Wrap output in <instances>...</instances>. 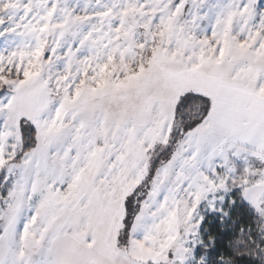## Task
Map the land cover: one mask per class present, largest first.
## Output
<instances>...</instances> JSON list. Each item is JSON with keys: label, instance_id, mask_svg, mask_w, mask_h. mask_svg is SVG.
<instances>
[{"label": "snow or ice", "instance_id": "obj_1", "mask_svg": "<svg viewBox=\"0 0 264 264\" xmlns=\"http://www.w3.org/2000/svg\"><path fill=\"white\" fill-rule=\"evenodd\" d=\"M0 264H264V0H0Z\"/></svg>", "mask_w": 264, "mask_h": 264}]
</instances>
